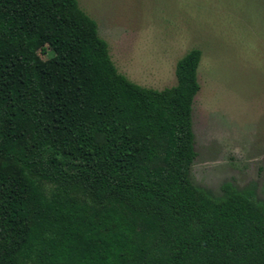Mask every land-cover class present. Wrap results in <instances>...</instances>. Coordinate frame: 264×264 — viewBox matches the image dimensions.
Masks as SVG:
<instances>
[{
  "label": "trees",
  "instance_id": "1",
  "mask_svg": "<svg viewBox=\"0 0 264 264\" xmlns=\"http://www.w3.org/2000/svg\"><path fill=\"white\" fill-rule=\"evenodd\" d=\"M201 59L144 87L79 0H0V264H264V202L190 176Z\"/></svg>",
  "mask_w": 264,
  "mask_h": 264
},
{
  "label": "rangeland",
  "instance_id": "2",
  "mask_svg": "<svg viewBox=\"0 0 264 264\" xmlns=\"http://www.w3.org/2000/svg\"><path fill=\"white\" fill-rule=\"evenodd\" d=\"M79 2L118 70L141 86L175 85L178 60L202 50L191 179L216 197L229 182L264 202V0Z\"/></svg>",
  "mask_w": 264,
  "mask_h": 264
}]
</instances>
